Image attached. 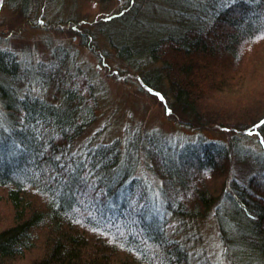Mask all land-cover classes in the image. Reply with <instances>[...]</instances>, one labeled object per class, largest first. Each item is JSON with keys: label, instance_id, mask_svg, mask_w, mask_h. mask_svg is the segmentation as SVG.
<instances>
[{"label": "trees", "instance_id": "1", "mask_svg": "<svg viewBox=\"0 0 264 264\" xmlns=\"http://www.w3.org/2000/svg\"><path fill=\"white\" fill-rule=\"evenodd\" d=\"M9 1L20 10L31 4V0ZM186 1H171L174 7L189 10L183 12L182 26L172 24L169 31L160 27L140 42L131 35L134 24L140 23V0H126L130 5L126 10L97 25L115 29L107 32L108 40L133 67L142 60L159 65L142 75V85L163 100L168 115L173 106L180 122L194 129L204 127L205 120L218 123L201 104L202 79L210 80L211 87L226 85L223 78L215 82L211 66L223 67L230 56L236 58L240 40H264V0ZM118 30L121 35L115 38ZM0 64V186L7 188L14 215L12 225L0 228V264H16V258L35 244L31 238L38 229L45 235L42 253L31 264H191L186 240H177L178 230L168 228V217L184 226L198 213L206 218L212 209L226 263L264 264V113L235 138L257 137L252 141L258 146L256 158L246 166L249 175L235 167L237 162L247 164L244 155L249 152L238 149L232 139L224 143L200 138L181 145L170 144L159 134L149 138L133 131L122 144L112 141L74 156L70 146L93 111L88 103L94 96L91 86L86 85V96L80 88L63 87L67 76L77 78L61 70L65 58L26 65L1 49ZM47 92H52L53 102L41 96ZM145 158L149 172L158 177L159 205L158 198L144 194L134 202L128 197ZM196 173L217 175L222 179L220 190L196 183ZM227 174L231 180L225 184ZM29 189L45 198L47 209L31 207L23 193ZM222 191L227 207L219 201ZM120 253L131 258L124 257L125 261L117 257Z\"/></svg>", "mask_w": 264, "mask_h": 264}, {"label": "rangeland", "instance_id": "2", "mask_svg": "<svg viewBox=\"0 0 264 264\" xmlns=\"http://www.w3.org/2000/svg\"><path fill=\"white\" fill-rule=\"evenodd\" d=\"M171 1L140 0L137 9L141 11L140 23L139 26L134 24L135 29L131 32L134 39H138L137 42L154 34L160 27L169 31L172 24L178 23L182 26L183 12L189 10L179 9L181 7L179 4L174 7ZM195 1L197 0L186 2L193 4ZM126 6H130L126 0H53L52 2L31 0L27 8L20 10L19 5L16 6L12 1L0 0V50L26 65H34L36 62L45 65L65 58V67L61 70L67 69L72 77L76 75L77 78H73L75 80L72 81L73 79L70 80L67 76L66 79L59 69L60 78H64L63 87L80 88L79 90L86 96L89 95L86 85L91 86L94 96L89 98L88 103L91 104L93 111L90 120L88 119L82 132L70 146L72 155L79 154L82 150L86 153L91 147L112 144V141H120L122 144L131 133L133 134V131H139L149 138L154 133L159 134L163 139L168 138L170 144L181 145L196 142L200 138L204 142L208 139H221L224 143L232 139L238 149L249 152L250 156L244 155L246 158L244 162L247 164L237 162L235 166L237 171L239 169V172L247 175L246 166L248 168L249 161L252 162V159L256 158L254 154H257L258 146L252 141L257 137L245 135L248 138L254 137L251 141L235 138L242 134L240 129L259 120L264 113V40L257 42L240 40L237 43L239 48L236 58L230 56L231 59L228 58V61L226 59L224 68L211 66L215 71V82L223 78L226 85L223 89H219L218 84L211 87L210 80L202 79L201 104L206 114L209 111L217 117L213 119L218 123H214V120H205L207 123L202 122L205 124L204 127L200 128L201 125H198L194 129L188 128L180 122V115L173 106H171L173 113L168 115L163 100L148 92V89L142 85V75L159 65H149L142 60L138 64L139 68L133 67L117 54L108 40L107 32L115 29L107 27L103 30L97 25L108 16L126 10ZM178 15H182L183 20L179 19ZM247 20L244 21L243 26ZM40 21L43 23L41 24ZM85 33L89 38L86 35L84 43L82 35ZM118 34L121 35V30H118L114 37L116 38ZM129 35L127 31L126 36ZM203 57L207 58V55ZM167 58L170 61L172 59L170 54ZM5 64L9 66L10 63L5 62ZM21 87L24 89L23 85ZM22 93L24 95L26 90L21 91L20 95ZM41 96L49 102L55 99L52 92ZM167 101L172 102L169 95ZM165 144H168L167 140ZM233 146L235 152L236 146L234 144ZM141 161L143 169L135 174L137 180L132 191L128 192V197L134 202L138 194H144L150 198H158L159 205L158 177L147 169L146 158ZM194 177L196 183L201 182L209 188L217 187L218 190L221 188L222 179L217 180V175L196 173ZM229 180L231 177L225 176V184ZM6 192L7 188L0 186V228L12 225L14 216ZM23 193L31 207L37 210L47 209L45 198L34 190L29 189L28 192ZM223 194L222 191L219 201L221 205L227 207ZM212 211L213 209L206 218L202 219L198 213L196 220L192 219L191 223L184 226L178 225V219L168 217V228L173 227L178 230L177 240H186L183 244L191 259L193 257L191 264H227L223 259L221 238L215 216H211ZM40 230L32 233L34 237L31 240L35 244H28V246L32 245V248L25 249L16 258V264H31L41 257L43 247L41 243L45 235L43 232L40 233ZM117 257L125 261L124 257L131 258L123 253Z\"/></svg>", "mask_w": 264, "mask_h": 264}, {"label": "snow or ice", "instance_id": "3", "mask_svg": "<svg viewBox=\"0 0 264 264\" xmlns=\"http://www.w3.org/2000/svg\"><path fill=\"white\" fill-rule=\"evenodd\" d=\"M236 2V0H232V3H235ZM245 2H247V0H245ZM40 23L42 24L43 23V21H40ZM33 91H35V89H33ZM26 97H24V96H21L20 97V99L21 100H24ZM24 122V118L23 117H21V123H23ZM250 135H251V133H249ZM261 143H264V141H262ZM16 147L18 148L19 147V145H16Z\"/></svg>", "mask_w": 264, "mask_h": 264}]
</instances>
